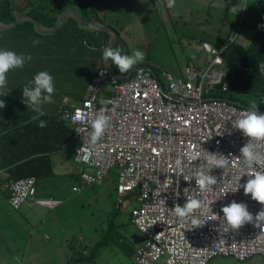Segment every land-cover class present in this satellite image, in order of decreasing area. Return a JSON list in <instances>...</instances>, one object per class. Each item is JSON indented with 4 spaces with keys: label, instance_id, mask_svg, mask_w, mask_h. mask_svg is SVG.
I'll return each instance as SVG.
<instances>
[{
    "label": "built area",
    "instance_id": "2783aa9c",
    "mask_svg": "<svg viewBox=\"0 0 264 264\" xmlns=\"http://www.w3.org/2000/svg\"><path fill=\"white\" fill-rule=\"evenodd\" d=\"M245 6L246 0H239L229 9L242 20ZM239 27L234 28L230 40ZM83 43L97 47L85 38ZM195 44L205 55L198 53L182 61L180 73L162 69L159 75L138 66L126 76L113 68L118 74L114 75L105 62L91 76L80 103L62 107L59 117L73 128L78 139L73 158L85 166L79 184L72 190L101 180L111 166H117V193H129L138 200L131 209V220L143 236L134 252L137 264H206L216 254L239 260L258 254L264 264V230L252 223L238 230L229 229L221 212L233 200L246 203L253 217L264 208L241 187L248 177L241 167L240 148L249 138L234 125L248 107L222 94L228 90L226 71L221 66L222 46L202 39H196ZM214 51L220 63H216ZM111 101H115V111ZM259 102L264 109V94ZM86 103L90 105L87 108ZM102 107L107 109L110 125L102 140L91 146L90 125H81L72 117L76 109L96 115ZM77 127L85 131L77 134ZM257 145V150L264 153V141ZM190 148L202 149L201 157L189 160L186 153ZM207 152H219L232 163L226 169L210 168L204 158ZM178 158L182 160L180 167L175 165ZM200 170L217 178V184L207 193H200L195 185L194 177ZM256 170L264 168L257 166ZM185 176L193 179L186 182ZM36 182L33 174L10 181L8 201L12 208H20L25 200L31 205L48 206L61 202L37 196ZM187 197L203 201V208L196 213L202 226L193 228L190 220L176 217L175 205H183Z\"/></svg>",
    "mask_w": 264,
    "mask_h": 264
},
{
    "label": "rangeland",
    "instance_id": "374dc122",
    "mask_svg": "<svg viewBox=\"0 0 264 264\" xmlns=\"http://www.w3.org/2000/svg\"><path fill=\"white\" fill-rule=\"evenodd\" d=\"M52 1L55 3L65 0ZM226 1L232 0H176V6L168 8L167 0H88L86 8L90 18L98 19L102 23L115 24L128 52L130 54L135 50L144 52L145 64L150 65L159 75L162 69L179 72L182 69V61L198 53L205 55L204 50L198 49L195 40L206 39L222 46L224 60L221 66L227 76L229 69H232L240 59L247 45L245 37L251 31L246 22L242 21L238 32L226 45L228 37L234 34V28L237 26L234 12L229 11L227 17H224ZM262 2L263 0H247V10L254 8L259 11ZM248 13L244 14L245 19H249ZM24 19L26 18L20 20ZM33 26L41 33L34 23ZM62 30L46 37H43L45 36L43 34L48 32H42L43 36L35 39L40 41L39 44L34 45L31 41L30 63L34 67H31L30 72L33 68L55 67L51 72L54 77L55 92L64 95L69 91H75L84 82L88 84L87 77L93 62H90V66L85 62L83 56L89 57L90 53L84 47L77 45L78 60L75 65L69 47L61 42L65 33ZM82 65H84L83 73L79 72ZM70 66L73 70L67 71ZM247 90L248 93L234 91L233 96L230 97L243 100L250 105L255 100L250 91L257 92L250 87H247ZM51 105L53 104L46 106ZM80 168L81 164L72 159V154L70 159L54 164L55 174L50 176L52 179L50 188L48 191L38 193H48L49 195L43 196L62 198V202L53 209L33 212L29 218L30 224L23 220L22 229L11 230L13 221L0 219V264H70L71 255L68 246H71V240H84L91 244L102 233L100 229L105 227L113 211L117 212L114 220L118 222L126 240H137L139 232L129 222V210L138 203V200L117 193V166H111L106 175L94 184H86L79 190L73 191L72 186L79 184ZM38 184L36 182V187ZM5 199L6 195L0 191V205H2L0 216L4 215L2 211L8 213V210H14L6 204V201L3 205ZM26 203L27 200L21 204L15 214H12L16 219H23L21 210L26 207ZM34 206L42 208L37 204ZM97 224L99 229L94 227ZM19 233L22 236H19ZM14 240L21 241L17 243ZM79 241L74 243L76 248L81 246ZM102 245L92 264H136L132 256L124 251L120 241L111 240L110 243ZM74 264L84 263L75 261ZM207 264L259 263L252 262L251 258L239 260L231 255H216Z\"/></svg>",
    "mask_w": 264,
    "mask_h": 264
},
{
    "label": "trees",
    "instance_id": "16d2710c",
    "mask_svg": "<svg viewBox=\"0 0 264 264\" xmlns=\"http://www.w3.org/2000/svg\"><path fill=\"white\" fill-rule=\"evenodd\" d=\"M237 1L238 0H232L228 2L226 1L224 5V17H227V13L229 12V6L232 3H236ZM87 2L88 0H65L62 2H55V3H53L52 0H26V4H27L26 12H28L32 17L36 18L40 24L46 26H52L57 15L67 7L77 8V10L80 12V16L82 19L90 18V15L87 12V8H86V6L88 7V4H86ZM246 13H247V7L245 6L242 20H238L236 15L234 14L233 16H234L235 24L238 25L242 21L246 20L244 17V14ZM14 18H15V12L13 9V1L2 0L0 3V21L3 23H8L12 21ZM71 20L75 21V18L71 15L66 16L61 21L58 28L52 33L60 29H63L66 23L70 22ZM24 26L28 28H32L33 31H36L33 26V21L30 19L20 20L17 24L7 29H0V49H5V50H10L11 48L17 49L18 47L14 46V42H16V40L24 41L26 40L27 37H29L27 32L28 30H26ZM252 26L255 28V32L250 41V45L248 46L247 49L257 48L260 50V52L258 54L252 55L248 51L245 52L243 51L238 63L234 65L232 69H229L227 73L226 80L228 83V90L222 92V94L233 96L234 91H242L248 93L247 87L249 85H252V87L250 88L254 89L255 92L257 93H252L250 91V94H252L254 99L257 101L258 109L264 111V109L262 108V104L259 102V98H258V96L264 93V89H263L264 86L255 84L256 79L254 78L255 75L264 76V73H261L257 67L258 64L264 63V60L261 59V56L264 57V0H263V5L259 11V17L257 21L252 24ZM80 28L88 32L90 35L89 37L94 42L100 44L101 46H103L107 42L110 36L109 32L102 29L91 30L84 27H80ZM114 29L117 32V38L111 44L110 47H121L127 53L125 42L122 36L120 35L119 29L115 27ZM24 32L26 34H24ZM19 33L20 35L18 36ZM35 33H39V32L36 31ZM40 36L43 35L40 34ZM61 42L63 44V41ZM64 43H66V41H64ZM142 63L145 62L143 61ZM110 64L114 69L118 70V68H116L111 61ZM100 67H98L93 74H95ZM14 70H12L11 72H13ZM71 70H73V68H71L70 66L67 69V71H71ZM5 94L6 92L0 91V100H4L6 102V107L0 109V166L4 168L3 180H7V179L11 180L29 174L35 175L37 179V177L53 174L54 172L52 170V165L49 161V153L54 149L52 145L54 143H50L51 145H46L44 147V152H40V154H36V155L33 152L37 153L38 149H40V151L43 150L41 147L37 148V146H35L36 148L31 150L30 152L31 155L27 156L26 155L27 149L23 150L21 147V142L24 140L25 135L23 134L22 136L21 134L25 128H28V126H32L34 130V134H29L28 137L38 138V134L41 133L42 134L44 133L45 138L51 137V134H55L58 136V128L66 130V133H69V135L75 137L74 134L75 132L73 128L69 126V124L65 120L59 117V113L62 108L61 109L56 108V110L53 112H49V113L46 112L45 116L40 117V119L47 121V127L45 128H40L38 126L39 121L20 124L21 121L32 116L34 112H32L29 109L30 112L28 113V115L11 120L8 117V114L12 110L18 108L19 105L16 104H20L24 108H27V106L21 100H17V99L14 100L10 94L8 93L6 95ZM30 113L31 115H29ZM45 162L47 163L45 164ZM81 165L82 168H80L79 173L85 168L83 164ZM126 195L130 196L129 193ZM116 214H117L116 211L112 212L110 218L108 219V222L105 223V227L104 228L102 227L100 229L102 233L99 235V237L93 240L91 244L86 243L83 245V250H85V252H81L80 250H76L74 252L75 256L70 257V264H74L75 261H80L83 262L84 264H92L91 261H93L96 258V256L99 254L100 252L99 249L103 246L102 244L104 243L105 245L107 242L110 243L111 240L120 241V243H122L123 245L124 251H126L130 255L133 254L135 248L134 246L135 242L132 240H126L125 235L121 233L118 222L114 220ZM94 227L97 229L100 228L98 224L97 226ZM138 237L141 238L140 232ZM141 239L143 240V236Z\"/></svg>",
    "mask_w": 264,
    "mask_h": 264
},
{
    "label": "clouds",
    "instance_id": "9594fccd",
    "mask_svg": "<svg viewBox=\"0 0 264 264\" xmlns=\"http://www.w3.org/2000/svg\"><path fill=\"white\" fill-rule=\"evenodd\" d=\"M236 3H232L231 5H234ZM166 6L168 8H174L176 6V0H167ZM81 27L94 30L92 29L94 27H87V26H81ZM111 27L114 28L113 26ZM91 41L94 42L93 40ZM39 43H40L39 40L33 41L34 45ZM94 43L97 45L96 42ZM204 47L206 49L211 50L210 46L207 44H205ZM216 51H214L213 54L216 56V63H220L222 60L219 58V56L216 55ZM102 58L104 62L110 60L112 64L116 68H118L121 74H127L130 72V70L134 68V66H136L137 64H141L144 61L145 54L140 50H135L132 52V54H127L124 51V49L121 47H106L102 51ZM31 59H32L31 54H24V53L17 54L12 50L0 49V91L4 90L8 84L7 74L9 73V71L13 69H22L26 63L31 61ZM257 67L261 73H264V63L258 64ZM101 74H103V72H101ZM54 93H55L54 77L48 71L38 72L37 74L34 75L33 79L29 81L28 84L22 87V95L24 98L22 102L27 106L28 109H30L32 112L35 113V115L32 117V120L39 121L38 126L40 128L47 127V121L40 119V117L46 115L44 106L48 104H53L55 102L53 100ZM111 103H113L114 105L113 111H115V101H111ZM89 106L90 105H88L87 103L85 104V108ZM5 107H6V102L4 100H0V109H3ZM245 107H248V109H246L242 113V117L238 119L234 125L236 129L242 131L244 136L249 138L248 142L240 148V153H241L240 158H242L241 167L245 171V175H247L248 177L247 182L241 185V187H243L245 195L250 194L252 200L260 203L261 205H264V171L256 170L257 166L264 168V153H261L260 151L257 150L258 147L257 142L264 141V113H260L264 111L258 109V104L255 101H252L249 106H245ZM106 112L107 109L104 107H102L99 110V113L96 115H93L90 112H85L82 109H76L75 114L72 117L73 121L79 122L81 125H90L91 132L88 138V142L91 146H96L102 140L106 130L110 125V117L106 114ZM75 131L77 132V134H80L81 132L85 131V128L77 127ZM75 138L77 139L76 134H75ZM202 152H203L202 149L196 150L195 148H190L189 152L186 153V155L188 156L189 160H196L201 157ZM97 155H99V153H97ZM204 158L206 159L207 164L210 168L226 169L229 166V164L232 163L231 159L228 156L220 154L219 152L216 153L207 152ZM175 165L177 167H180L182 165V160L178 158L175 161ZM192 179L193 177L190 176L184 177V180L186 182H190ZM194 179H195V185L200 191V193L209 192L212 186L217 184L216 176L211 175L209 174V172L204 170L198 171ZM10 181L11 180H9L7 184V188ZM75 190L76 189H74V191ZM35 194L37 195V189ZM41 197H51V196H41ZM57 199H60L62 202V198H57ZM36 204L42 206H48L38 203H33L30 206ZM49 207H54V206H49ZM202 208H203V201L201 199L196 197H187L186 202L183 205L177 203L173 210L176 217H178L181 221L190 220L191 225L193 226V228H195L202 226V220L196 216L197 211L201 210ZM221 212L223 213V219L224 221H226V224L229 229L238 230L242 226L252 223L254 224L255 227L264 230V208H262L256 214V216L253 217V215L248 211V207L246 203H237L235 200H233L227 206L222 207ZM134 252L132 254L133 261H134ZM216 255H223V254H216ZM212 257H210L207 260V262ZM170 264H172V262H170Z\"/></svg>",
    "mask_w": 264,
    "mask_h": 264
},
{
    "label": "crops",
    "instance_id": "0c3cea01",
    "mask_svg": "<svg viewBox=\"0 0 264 264\" xmlns=\"http://www.w3.org/2000/svg\"><path fill=\"white\" fill-rule=\"evenodd\" d=\"M12 1H13V9H14V12H15V17L17 15L21 14L22 12L26 11V8H27L26 0H12ZM262 5H263V2H262ZM75 9L77 10V8H75ZM248 10L250 11L249 13H248ZM248 10H247V13L249 15V19H246L243 22H246V24L248 25V28L250 29L251 33L248 34L245 37V41L247 42V45L245 46L243 51L244 52L248 51L249 53L254 55V54H258L260 52V50L257 49V48L256 49H253V48L247 49V48L250 45V41H251L252 36H253V34L255 32V28L252 26V24L257 21V19L259 17L260 9L258 11L257 9L249 8ZM79 14H80V12H79ZM24 18L30 19V18H27V17H24ZM98 21H100V20H98ZM105 24L117 28V26L115 24H108V23H105ZM25 26H24V28L26 30H28L27 32H28V36L29 37H27L26 40H24V41L16 40V42H14V46H16L18 48L17 49H14V48L10 49V50L16 52L17 54H20V53L30 54V52H31L30 51V49H31V47H30L31 41H34L37 38H41L42 36H40V34H43L42 32L41 33L40 32L39 33H35L36 31H33L32 28H28V27H25ZM41 26H46V25H43V24L39 23L38 27H41ZM80 27L81 26L78 25L76 20L74 22H71V21L67 22L66 25L63 27V30H62V31H65L64 38H62V39H63V44L65 46L69 47L71 59H73L75 65L77 64V60H78L77 53H76V46L78 45L80 47H84L85 49H87L89 51V53H90L89 57L83 56V59L85 60V62L88 63L89 66H90V62H93V67L91 68L90 74L87 77V79H88V78H90L92 76V74L97 70L98 67H100L101 65L105 64V62H104V60L102 58V51H103L104 46H101L98 43H97V47L96 48H90L88 46H85V44L83 43L82 40H83V38H90L89 37L90 35H89L88 32L84 31ZM0 29H2V28H0ZM5 29H7V28H5ZM55 30H53V31H55ZM52 32H48L46 34H43V35H45L43 37H46L48 35H52L51 34ZM24 34H26V33L24 32ZM19 35H20V33L18 34V36ZM64 41H66L67 44L64 43ZM229 41H230V38L228 37L226 42H229ZM243 51H242V53H243ZM127 54H130L128 52V50H127ZM261 59L264 60V57L261 56ZM238 61L235 63V65L238 63ZM82 63H84V62H82ZM31 67H34V66H31V63L28 62V63L25 64V66L22 69H18V70H16V69L14 70L13 69L14 70L13 72H11L12 70H10V72L7 74L8 84H7L6 88L4 90H2V91L10 94L11 97L14 100L17 99V100H21L22 101L24 99L23 95H22V87L25 86L26 84H28L29 81H31L33 79L34 75L39 72V69L41 70V68H33L32 71L30 72ZM54 68L55 67H53V66H44V67H42V70L43 71H48L51 74V72L53 71ZM80 68L81 69H79V71H81V73H83L84 65H82ZM180 71H181V69H180ZM180 71L179 72H175V73H180ZM254 78L256 79L255 84H259V85L264 86V76L255 75ZM248 87H252V85H249ZM86 91H87V85L84 82L82 85L80 84V86L77 87L75 89V91H69L68 93H65L64 95H61V94L55 92L54 95H53V100L55 102L51 106H46L45 105L44 106L45 107V111L49 113V112L55 111L56 108L61 109L65 105L74 106V105L78 104L81 101L82 98H84V96L86 95ZM235 99H237V98H235ZM238 100H240V99H238ZM254 101L257 103L256 100H254ZM242 102L247 104L243 100H242ZM16 105H19L18 108L12 110L8 114V117L11 120H14L15 118L22 117V116L24 117L25 115H28V113L30 112L29 109L24 108L20 104H16ZM247 105L249 106V104H247ZM29 115H31V113ZM34 115H35V113H33L32 116H30L29 118L24 119L23 121H21L20 124H25L27 122H34L32 120V117ZM65 133H66V130L58 128V136L55 135V134H51V137L45 138L44 137V133L43 134L41 133V134H38V138L28 137L29 134H34V130H33L32 126H28V128H25L24 131L21 134L22 136H23V134L25 135L24 140L21 142V147H22L23 150L27 149L26 150L27 151V153H26L27 156L31 155L30 152H31V150L36 148L35 146H37V148L41 147L42 150H43V151H40V149H38L37 153L33 152L36 155V154H40V152H44V147L46 145H51L50 143H54V144H52L54 149L49 153V161H50V163L52 165V170H53L54 173L50 174V175L37 177V182L39 183L38 187H36L37 196L49 195L48 193H38V192H44L45 190L48 191V189L50 188V186H51L50 184L52 182V179L50 178V176L55 174L54 164L55 163H60V161H62L64 159L65 160L70 159V155L71 154H72V159H73L74 155H73L72 152H74V148L77 145V139L74 136L69 135V133H66V134ZM46 163L47 162H45V164ZM81 168H82V165H81ZM79 171H80V169H79ZM3 176H4V168L0 166V191H2L6 195V199L4 200L3 205H5V201H6V204L11 207V205L9 204V201H8L9 189L7 188V184H8L10 179L3 180ZM30 205L31 204L26 203V207H24V209L21 210V213L24 216L22 220H18L12 215V214H15L16 213L15 211L19 210L20 208L14 209L12 207L11 208L14 209V210L11 211V210L7 209L8 213L2 211L4 213V215L0 216V219H6V220H12L13 221V224L10 226L11 230H14L15 228L22 229L23 226H24L23 220H25L27 222V224H30V219L29 218L31 217L33 212L41 211V209H44V210L49 209V208L53 209V208H55L57 206L56 205L54 207H49V206L40 205V206H42V208H36L34 205H33L34 207L30 206ZM0 206L2 207V205H0ZM31 207H33V208H31ZM131 209L129 210L130 211L129 221L132 223V220H131ZM19 236H22V234L19 233ZM141 238H142V234H141ZM141 238L137 237V240H132V241L135 242L134 243L135 247L143 241ZM14 241L19 243L21 240H14ZM76 241H79V240H71V246H68L69 249H70L71 257L75 256L74 252L76 251V249L80 250L81 252H85V250H83V248H82V245L86 244V242H84V240H80L79 242L81 243V246L79 248H76L75 244H74ZM6 247H9V246L6 245ZM94 260L91 261V262H94ZM251 261L252 262H256L257 261L259 264H262V258L258 254L252 256L251 257Z\"/></svg>",
    "mask_w": 264,
    "mask_h": 264
},
{
    "label": "water",
    "instance_id": "95a60500",
    "mask_svg": "<svg viewBox=\"0 0 264 264\" xmlns=\"http://www.w3.org/2000/svg\"><path fill=\"white\" fill-rule=\"evenodd\" d=\"M1 1L2 0H0V3H1ZM68 15H72L80 26L94 27V28H99V29L108 31L110 33V38L106 42V44L104 45V48L110 47L111 44L117 38V32H116V30L114 28H112L111 26H108L107 24L102 23V22H100L98 20L92 19V18L82 19L80 17L79 13L77 12V10L74 9V8H72V7H67L64 10H62L57 15V17H56V19H55V21H54V23H53L52 26H41V27H38V24L39 23H38V21H37L36 18L32 17L28 12H22L21 14L17 15L12 21H10L8 23H3V22L0 21V28L5 29V28L12 27L15 24H17L20 19H22L24 17H27V18H30L33 21V23L36 26L37 30H39L41 32H52L53 30H55L56 28H58V26L61 23V21L66 16H68ZM106 63L109 65L110 70H111V73L114 74V75H118V74H116L114 72L113 67L110 64V61H106ZM138 66H146L147 68H149L150 70H152L154 73L156 72L155 69H153L150 65H147V64H137L136 66H134V68L135 67H138ZM133 69L130 70V72L127 73V74H125L124 76L130 74L133 71ZM174 98H177L178 99V97H176V96H174ZM225 98L228 99V100H230V101H233V102H235L237 104H240L242 106H248L247 104L243 103L242 101H240L238 99H234V98H231V97H225ZM260 113H264V112H260Z\"/></svg>",
    "mask_w": 264,
    "mask_h": 264
}]
</instances>
